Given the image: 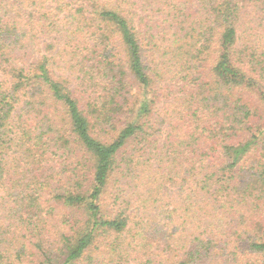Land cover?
Returning a JSON list of instances; mask_svg holds the SVG:
<instances>
[{"label": "trees", "instance_id": "trees-1", "mask_svg": "<svg viewBox=\"0 0 264 264\" xmlns=\"http://www.w3.org/2000/svg\"><path fill=\"white\" fill-rule=\"evenodd\" d=\"M0 264H264V0H0Z\"/></svg>", "mask_w": 264, "mask_h": 264}, {"label": "rangeland", "instance_id": "rangeland-1", "mask_svg": "<svg viewBox=\"0 0 264 264\" xmlns=\"http://www.w3.org/2000/svg\"><path fill=\"white\" fill-rule=\"evenodd\" d=\"M8 152H9V150H8Z\"/></svg>", "mask_w": 264, "mask_h": 264}]
</instances>
